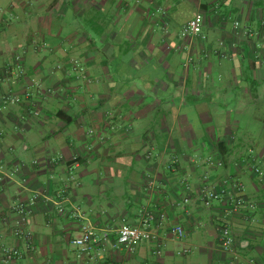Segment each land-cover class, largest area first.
<instances>
[{
	"label": "crops",
	"instance_id": "0c3cea01",
	"mask_svg": "<svg viewBox=\"0 0 264 264\" xmlns=\"http://www.w3.org/2000/svg\"><path fill=\"white\" fill-rule=\"evenodd\" d=\"M263 21L264 0H0V243L38 198L35 250L0 264H264V39L243 34ZM143 212L155 240L114 248ZM87 230L109 240L80 255Z\"/></svg>",
	"mask_w": 264,
	"mask_h": 264
},
{
	"label": "built area",
	"instance_id": "2783aa9c",
	"mask_svg": "<svg viewBox=\"0 0 264 264\" xmlns=\"http://www.w3.org/2000/svg\"><path fill=\"white\" fill-rule=\"evenodd\" d=\"M202 25H203V16L198 14L184 29V33L187 35H194L198 36L202 33ZM236 29L240 28V23H234ZM243 34L245 36H261L264 39V21L262 22V29L261 31H251L247 28L243 30ZM17 60L20 61V57H17ZM73 70L80 74V76L87 79L88 84L93 83V80L88 78L84 68L82 67L81 63L78 61H73ZM51 91H48V95ZM28 97V95H27ZM5 104H21L22 100L16 96H8L4 99ZM35 116H38V111L34 112ZM56 162L55 158L52 160ZM254 172L264 179V172L258 168L254 169ZM2 178H0V181ZM236 189H241L240 185L236 183L233 185ZM224 197V192L215 193L212 191H205L203 193V199L206 203L209 201L220 200ZM59 200H62L63 197L59 193L57 195ZM38 201L37 196H32L26 201H20L15 206H13L12 210L15 215L14 223L12 225V232L13 236L18 239L21 243H24V248L20 249L19 246L10 247L4 243H0V255L1 259L5 263L17 262L21 261L25 258V256L33 252L35 250V244L33 242V236L31 231H28L29 224H30V215L36 206ZM235 208H251L254 209L255 206L248 202L247 200L238 197L235 200ZM59 213H64L63 208H59ZM80 217V214L77 212L75 213L74 217ZM165 216L161 215L160 220H164ZM156 220V216L150 212H143L141 215V222L138 227H133L128 224H122L118 231V237L113 244L114 248L124 249L128 252H133L135 248L146 241L151 242L155 240V235L152 231V222ZM170 235L174 239H180L184 236V230L181 227H173L170 230ZM108 233H105L101 239L96 237V234L91 231L87 230L80 237L72 239V245L79 251V254H88L94 247L98 241H104L105 243L109 240ZM2 239V237H0ZM233 235L229 225L225 224L220 227L219 229V244L221 248L225 251H228L233 246Z\"/></svg>",
	"mask_w": 264,
	"mask_h": 264
},
{
	"label": "rangeland",
	"instance_id": "374dc122",
	"mask_svg": "<svg viewBox=\"0 0 264 264\" xmlns=\"http://www.w3.org/2000/svg\"><path fill=\"white\" fill-rule=\"evenodd\" d=\"M74 74V73H73ZM74 76L76 77H78L79 79H83V81H85L86 82V84H88V82H87V79H85L84 77H82V76H80V74H77L76 72H75V74H74ZM87 77L89 78V76L87 75ZM38 91V90H37ZM14 219H15V217H14ZM13 219V220H14ZM13 230L11 229V233H12V235H13V232H12ZM28 231H30L29 229H28ZM18 246H19V248L20 249H23L24 248V243L22 242L20 245L18 244ZM11 263H14V262H11Z\"/></svg>",
	"mask_w": 264,
	"mask_h": 264
},
{
	"label": "trees",
	"instance_id": "16d2710c",
	"mask_svg": "<svg viewBox=\"0 0 264 264\" xmlns=\"http://www.w3.org/2000/svg\"><path fill=\"white\" fill-rule=\"evenodd\" d=\"M261 31V30H260ZM61 114V113H60ZM62 115V114H61ZM65 115V114H64ZM64 115H62L64 117Z\"/></svg>",
	"mask_w": 264,
	"mask_h": 264
}]
</instances>
